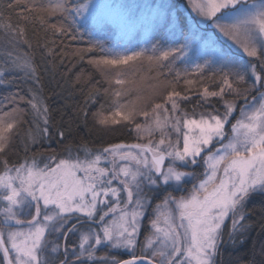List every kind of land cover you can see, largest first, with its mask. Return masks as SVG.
I'll return each mask as SVG.
<instances>
[{
    "label": "snow or ice",
    "instance_id": "6c2138e0",
    "mask_svg": "<svg viewBox=\"0 0 264 264\" xmlns=\"http://www.w3.org/2000/svg\"><path fill=\"white\" fill-rule=\"evenodd\" d=\"M188 6L195 13L191 24L181 21L178 11L174 19L171 7L160 6L163 24L170 28L169 46L157 41L121 51L120 45L105 47L89 32L87 48L79 50L81 59L85 52H98L88 62L119 86L111 99L119 119L105 116L103 105L93 115L101 125L110 119L134 125L135 142L97 152L85 147L83 156H73L68 147L65 157L11 163L7 153L25 114L19 103L26 98H5L11 107H0V264H216L225 222L231 219L233 243L245 230L247 203L264 198V0H188ZM25 10L35 12L56 36L72 39L85 34L81 29L120 23L98 0H40ZM221 38L236 54L218 46ZM145 61L173 90L163 102L138 110L122 102L129 91L122 70ZM178 63L193 66L181 70ZM8 70L39 81L27 59L12 57ZM181 79L186 85L210 79L218 90L204 86L200 103L189 112L181 105L189 95L174 88ZM212 98L223 103L222 112ZM26 102L43 124L28 133L36 144L49 134V110L31 90ZM77 233L78 243L69 251L67 240ZM120 250L132 252V258L117 259Z\"/></svg>",
    "mask_w": 264,
    "mask_h": 264
},
{
    "label": "trees",
    "instance_id": "16d2710c",
    "mask_svg": "<svg viewBox=\"0 0 264 264\" xmlns=\"http://www.w3.org/2000/svg\"><path fill=\"white\" fill-rule=\"evenodd\" d=\"M39 2L40 0H18V3L15 0H0V71L5 73V84L0 86V107L5 110L10 108L11 105L5 98L13 94L26 98L19 103V107L25 109V114L18 126V134L8 150L7 158L11 163H17L33 156L65 157L68 147L72 153H82L85 147L94 152L102 151L113 143H132L133 133L129 126L101 125L98 123L99 117L93 115L103 105V114L114 116L111 103L112 89L117 88L114 83H109L108 78L100 70L88 62L90 57L99 53L85 52L84 58L81 59L79 50L87 48L88 39L85 34L77 39L70 36L58 37L53 29L41 25L35 18V12L21 11L26 4ZM9 3H13L12 8L8 7ZM8 25H11V28ZM21 29L23 36L20 35ZM101 30L109 32L112 28L107 26ZM12 57L29 60L37 69L38 83L22 72H10L8 63ZM149 68L141 74L145 79L151 80L154 87H158L164 77L159 76L154 67ZM205 75L207 76V73ZM168 79L171 80L173 77L169 76ZM217 84L205 79L196 85H186L181 79L174 88L182 94L189 95L191 103L199 104V93L203 91L204 86L216 90ZM166 87L167 91L173 90L171 85ZM106 89L109 91L106 92ZM30 90L37 94L38 99L49 110L47 125L49 134L47 137H41L40 142L36 144H32L28 137L29 131L33 133L36 131V118L26 102ZM161 91L153 101L163 102L164 95H160ZM213 102L217 104L216 100ZM181 105L183 107L184 103ZM145 106L150 109L153 105L149 102ZM61 132L64 134L62 141ZM246 217L245 230L237 235L235 243L228 237L231 219L226 221L216 264H264V198L258 196L247 203ZM74 222L75 219L71 224ZM144 224L147 227V220ZM139 250L136 249V255L140 254ZM126 257L128 255L121 251L117 254V259L123 260Z\"/></svg>",
    "mask_w": 264,
    "mask_h": 264
},
{
    "label": "rangeland",
    "instance_id": "374dc122",
    "mask_svg": "<svg viewBox=\"0 0 264 264\" xmlns=\"http://www.w3.org/2000/svg\"><path fill=\"white\" fill-rule=\"evenodd\" d=\"M44 2H47V0H44ZM98 2L110 6V11L120 21V23L111 25L110 27L112 28V30L109 32L101 30V28L107 26L100 28L87 27L81 29V31L85 33L88 40L90 38L88 33L92 32V39H98L102 41L105 47L120 45L121 47L119 50L121 51H123L124 48L138 49L146 46L150 47L152 43H155L157 41L163 42L165 46L171 45L172 39L169 35L170 28H166L162 21L163 11L160 8L162 4L166 7L172 8L174 19L176 17L177 11L179 13L181 21L187 20L189 24L192 23V19L193 17H195V13L192 12V9L188 6V0H98ZM207 31L209 32V34L212 32L211 29H207ZM218 46L222 47L229 55L236 54V49L234 48V46H232L230 42L224 41L223 38L218 41ZM195 59V56L190 55V60ZM177 66L182 70L185 67H190L193 65L178 63ZM149 67L150 66L145 61L142 64H137L134 67L125 68L122 70L127 73L126 79L128 83L124 87L129 89V91L121 99L122 102L128 104L129 107L135 106L138 110L142 109L145 107L146 101H148V103L153 101L154 97L158 94L159 91L162 90L160 95H165L168 92L167 87L164 84L161 83V85H159L158 87H154L153 82L151 80L145 79L144 75L141 74L145 69ZM118 87L119 86H117V88ZM216 90H218V88H216ZM227 98L231 99V97ZM214 100L217 101V104L213 102ZM212 102L217 108L220 109L221 112L223 111V103L219 99L212 98ZM182 103H184L182 108L186 109L189 112H191L193 108L198 105V103H191V98L187 101H181V104ZM240 103L243 102L241 101ZM167 107H170V105H167ZM205 107L209 106L205 105ZM197 110L199 111L200 109L197 108ZM238 112L239 109H237V113L234 114L232 122H235V115H238ZM111 119H119V117H115L114 115L111 116ZM111 119L109 120V123L107 125H127L129 126V129L134 127V125L127 124L124 121H121V123L119 124H112ZM142 120V117H137V122H142ZM36 123H39L40 126L43 127L42 121L36 120ZM226 127L230 132L231 125L229 124ZM133 142H135V133H133ZM77 154L83 156V151L82 153H72L73 156ZM197 170L202 171V168H198ZM188 187H190V185H188ZM151 211L152 209L149 208V213H151ZM73 220L70 221L69 224L73 222ZM78 238L79 233L75 235L70 234L67 242L72 247V245L78 243ZM140 240L142 244L143 238H140ZM70 245L69 251H71ZM137 248H139V251H141L140 247ZM120 251L124 254H127L128 257H132L133 255L132 252H125L123 250Z\"/></svg>",
    "mask_w": 264,
    "mask_h": 264
},
{
    "label": "water",
    "instance_id": "95a60500",
    "mask_svg": "<svg viewBox=\"0 0 264 264\" xmlns=\"http://www.w3.org/2000/svg\"><path fill=\"white\" fill-rule=\"evenodd\" d=\"M132 257H126L125 259H131ZM125 259H123V260H125Z\"/></svg>",
    "mask_w": 264,
    "mask_h": 264
},
{
    "label": "flooded vegetation",
    "instance_id": "af4514ba",
    "mask_svg": "<svg viewBox=\"0 0 264 264\" xmlns=\"http://www.w3.org/2000/svg\"><path fill=\"white\" fill-rule=\"evenodd\" d=\"M69 225L71 226V223ZM67 244L70 245L68 242H67ZM70 247H71V245H70Z\"/></svg>",
    "mask_w": 264,
    "mask_h": 264
}]
</instances>
